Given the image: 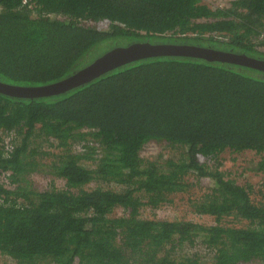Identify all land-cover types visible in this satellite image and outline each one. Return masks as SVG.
I'll return each mask as SVG.
<instances>
[{"label":"trees","instance_id":"trees-1","mask_svg":"<svg viewBox=\"0 0 264 264\" xmlns=\"http://www.w3.org/2000/svg\"><path fill=\"white\" fill-rule=\"evenodd\" d=\"M262 34L264 0L216 9L204 0H0V82L54 83L134 42L264 60ZM152 141L178 148L177 160L143 157ZM245 150L264 153V71L245 65L149 56L60 93L0 92V256L14 264H205L191 250L199 239L212 253L206 264H264V184L220 170L225 151ZM44 156L63 186L36 190L26 179L46 172ZM189 176L212 181L192 209L213 224L142 217L147 205L187 192Z\"/></svg>","mask_w":264,"mask_h":264},{"label":"rangeland","instance_id":"rangeland-1","mask_svg":"<svg viewBox=\"0 0 264 264\" xmlns=\"http://www.w3.org/2000/svg\"><path fill=\"white\" fill-rule=\"evenodd\" d=\"M210 8H222L229 6L230 0H204ZM264 50V47H261ZM5 136V141L11 143L13 135L7 133ZM45 144V143H44ZM80 144L77 142L74 143L73 149L79 150ZM141 154L143 157L148 158L150 160H157L160 163H164L165 159L172 158L177 160L180 154V150L178 148L165 145L163 142H149L147 143ZM223 164L220 167L226 176L231 178H237L243 184H252L256 189L261 187V184H264V172L257 170V165L261 157H264L263 154H256L255 151L245 150L239 153H232L225 151L222 154ZM50 159L42 158L40 161V168L45 173H30L27 176L28 182H30L33 189L43 190L49 188L51 184H55L56 186H63L64 181L59 178H55L52 174L47 173L50 170L49 161ZM231 172V174H228ZM189 182L194 183V185L187 191L183 193H175L172 196V202L169 204H164L158 208H151L147 205L145 208L141 209L142 217L149 218H162V219H178V220H190L194 222H198L201 224H213L214 217L206 214H196L192 209V201L194 198L199 197L202 193H205V189L212 187V181H209L207 178H203L199 181L198 184L196 180H192L189 176ZM100 182H92L88 185V187H93ZM257 191V190H256ZM258 198V197H257ZM192 199V200H191ZM114 214H121V209L117 208ZM242 224V223H241ZM204 247L201 245L199 239L195 242L194 246L191 247L192 251H198L200 254L204 255V262H211L212 253H204ZM0 264H14L13 260L6 256H0Z\"/></svg>","mask_w":264,"mask_h":264},{"label":"water","instance_id":"water-1","mask_svg":"<svg viewBox=\"0 0 264 264\" xmlns=\"http://www.w3.org/2000/svg\"><path fill=\"white\" fill-rule=\"evenodd\" d=\"M159 55L194 56L208 60L245 65L264 71V60L254 58L246 54H238L199 45L134 42L127 46H119L107 51L86 67L57 82L42 86H18L0 82V92L18 97H37L41 95L60 93L78 86L83 82L90 81L103 72H106L122 63L143 57Z\"/></svg>","mask_w":264,"mask_h":264},{"label":"built area","instance_id":"built-area-1","mask_svg":"<svg viewBox=\"0 0 264 264\" xmlns=\"http://www.w3.org/2000/svg\"><path fill=\"white\" fill-rule=\"evenodd\" d=\"M262 36L264 37V34H262ZM10 134L14 135L13 132H11ZM12 138H13V137H12ZM5 140H6V138H4V143H5V145H6L7 147L11 146V143L8 142V141H5ZM6 181H7V179H6L5 172L0 171V183L6 182Z\"/></svg>","mask_w":264,"mask_h":264},{"label":"clouds","instance_id":"clouds-1","mask_svg":"<svg viewBox=\"0 0 264 264\" xmlns=\"http://www.w3.org/2000/svg\"><path fill=\"white\" fill-rule=\"evenodd\" d=\"M263 37V36H262Z\"/></svg>","mask_w":264,"mask_h":264}]
</instances>
